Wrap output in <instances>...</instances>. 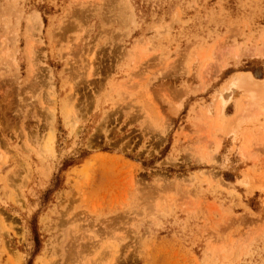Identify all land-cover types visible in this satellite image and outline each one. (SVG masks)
Instances as JSON below:
<instances>
[{
  "label": "rangeland",
  "instance_id": "374dc122",
  "mask_svg": "<svg viewBox=\"0 0 264 264\" xmlns=\"http://www.w3.org/2000/svg\"><path fill=\"white\" fill-rule=\"evenodd\" d=\"M241 72L264 0H0V264H264Z\"/></svg>",
  "mask_w": 264,
  "mask_h": 264
},
{
  "label": "bare ground",
  "instance_id": "6f19581e",
  "mask_svg": "<svg viewBox=\"0 0 264 264\" xmlns=\"http://www.w3.org/2000/svg\"><path fill=\"white\" fill-rule=\"evenodd\" d=\"M35 19H36V21H33L31 23V25L34 23V25H32V26L36 27V25H41L42 24V21H41V18L39 17V15L36 16ZM35 22H37V23H35ZM31 29H33V27ZM89 66H90L89 67V70H90L89 75L92 77L93 75H91V74H94V72H93L94 71L93 61L90 63ZM222 92H223L222 94H219L218 99L216 97L217 101L215 100L216 104H217L216 108H217L218 121H220L221 118H223V109H224L225 105L232 98L237 97V96L242 95V94L246 97V99H247L246 102L248 103V106H249L250 110H256L255 112H257V111L259 112L260 109H258V108L259 107H261V108L264 107V80H260V79L255 78V76H253V74L250 73V72H241V73L233 76L232 78H230L228 83H227V85H226V87H225V89ZM241 110H242V108H241ZM242 113H244V111H242ZM251 113H253V112H251ZM209 114H211V113H209ZM256 114H258V113H255L253 117H255ZM52 115H53V113H52ZM243 116H245V115H243ZM247 116H246V118L241 116L238 119V123H237L238 125L236 127L233 126V127H235L232 130L234 133H239L241 131L240 129H241L242 125L244 124L243 122L245 120H247V118H248ZM73 126H75V125H73ZM247 135H249V134H247ZM235 136L237 137V135H235ZM249 136H251V135H249ZM242 141H243V137H242ZM248 141H250V139H248ZM246 143L247 142L245 141L244 144L246 145ZM49 147H50V145H49ZM242 148H245L244 145H243Z\"/></svg>",
  "mask_w": 264,
  "mask_h": 264
},
{
  "label": "trees",
  "instance_id": "16d2710c",
  "mask_svg": "<svg viewBox=\"0 0 264 264\" xmlns=\"http://www.w3.org/2000/svg\"><path fill=\"white\" fill-rule=\"evenodd\" d=\"M35 231V230H34ZM35 233H37L36 231H35Z\"/></svg>",
  "mask_w": 264,
  "mask_h": 264
},
{
  "label": "crops",
  "instance_id": "0c3cea01",
  "mask_svg": "<svg viewBox=\"0 0 264 264\" xmlns=\"http://www.w3.org/2000/svg\"><path fill=\"white\" fill-rule=\"evenodd\" d=\"M232 142V141H231Z\"/></svg>",
  "mask_w": 264,
  "mask_h": 264
}]
</instances>
